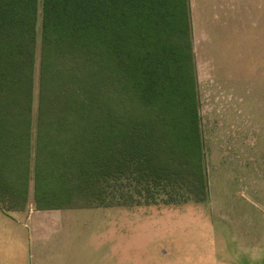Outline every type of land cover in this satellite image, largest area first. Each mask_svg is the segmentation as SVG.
<instances>
[{
	"label": "trees",
	"instance_id": "1",
	"mask_svg": "<svg viewBox=\"0 0 264 264\" xmlns=\"http://www.w3.org/2000/svg\"><path fill=\"white\" fill-rule=\"evenodd\" d=\"M39 41V208L202 200L188 0H0L4 213L28 203Z\"/></svg>",
	"mask_w": 264,
	"mask_h": 264
},
{
	"label": "rangeland",
	"instance_id": "2",
	"mask_svg": "<svg viewBox=\"0 0 264 264\" xmlns=\"http://www.w3.org/2000/svg\"><path fill=\"white\" fill-rule=\"evenodd\" d=\"M188 1L204 138L202 200L88 206L74 195L64 208L75 213L79 241L68 254L50 253L57 235L44 223L36 227L44 246L28 245L27 232L0 208V264H264V0ZM36 58L29 204L14 210L20 214L28 207L40 214V41Z\"/></svg>",
	"mask_w": 264,
	"mask_h": 264
},
{
	"label": "crops",
	"instance_id": "3",
	"mask_svg": "<svg viewBox=\"0 0 264 264\" xmlns=\"http://www.w3.org/2000/svg\"><path fill=\"white\" fill-rule=\"evenodd\" d=\"M29 204V203H28ZM37 211H40V214H37L36 211L32 210V207H28L25 214H20L18 211H11L5 215L9 220H13L15 223V227H23V230L27 232V241L30 246H44L41 240L38 239V234L36 231V227L41 225L40 223H44L47 228H52L51 236L57 235L54 241L53 249L51 250V254L54 251H60L61 254L66 253L74 248L78 243L79 231H78V220H76L75 213L72 208H37ZM41 211L43 213H41ZM77 215V214H76ZM76 220V221H75ZM76 231H75V229ZM22 229V228H21ZM54 229L55 232L53 231ZM47 233V232H46ZM76 238V239H75ZM77 240V242L75 241ZM38 241V242H37ZM47 244V243H46ZM48 246V245H47ZM60 248V249H58ZM48 257H44L46 260ZM60 264V263H56ZM63 264V263H61Z\"/></svg>",
	"mask_w": 264,
	"mask_h": 264
}]
</instances>
